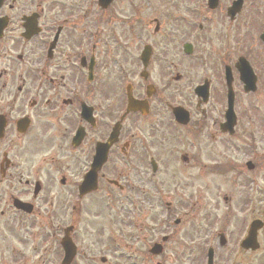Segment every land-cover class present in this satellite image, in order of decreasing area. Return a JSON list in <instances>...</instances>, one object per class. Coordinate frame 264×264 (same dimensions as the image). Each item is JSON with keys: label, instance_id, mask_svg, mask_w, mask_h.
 <instances>
[{"label": "flooded vegetation", "instance_id": "obj_1", "mask_svg": "<svg viewBox=\"0 0 264 264\" xmlns=\"http://www.w3.org/2000/svg\"><path fill=\"white\" fill-rule=\"evenodd\" d=\"M141 3L0 0V264H158L159 243L167 264L194 253L206 264L209 251L214 264L220 251L241 264L263 249L258 177L243 179L256 186L248 203L244 192L224 197V214L210 195L235 185L239 143L254 139L255 105L241 117L239 101L264 93V0H170L161 55L141 44L160 33L141 21ZM130 95L148 114L123 118ZM95 169L96 188L82 191ZM256 221L254 252L241 244Z\"/></svg>", "mask_w": 264, "mask_h": 264}, {"label": "rangeland", "instance_id": "obj_2", "mask_svg": "<svg viewBox=\"0 0 264 264\" xmlns=\"http://www.w3.org/2000/svg\"><path fill=\"white\" fill-rule=\"evenodd\" d=\"M141 1V0H140ZM144 8L141 6L142 10V18L143 24H145L146 28L149 31H153L155 29V26L157 25L156 20L160 23V33L158 36L154 39V37H151L149 34L144 33L142 37L141 44L144 46L148 42H153L157 44V48L159 51V55L165 53V50L167 53L170 54V46L162 43L164 33L166 31V22L168 21V17H170V0H142ZM129 13H127V16ZM151 44V43H150ZM246 104H249L252 109L249 110L250 115L254 118V120L250 119V122L255 125V135L254 139L246 142V141H240L239 143V151L237 154H235L236 161V171L239 172L238 174V181L235 183V185L229 186L228 184L223 185L218 190H214L211 193V198H214V201H219V209L218 212H221L222 214L225 213L227 205L225 204L224 197H231L233 195L234 200L239 199L238 196H240L241 192H244L246 197V201L248 203V199L250 197V194L253 193L251 191V188L254 187L256 189V186H252L251 182L244 184L243 179H247L248 176H257L259 180V187L263 188L262 193V199H263V193H264V122H261L257 118L264 119V93L260 92L256 95H251L247 97L242 92L240 93V101H239V112L240 116L244 117L245 113V107ZM167 116V115H166ZM246 121V120H245ZM246 123V122H245ZM256 123H260L262 126L257 129ZM142 125H138L136 128L139 130ZM170 134H176L175 132L172 133V129L170 128ZM175 143V142H174ZM181 147V146H179ZM201 149H205L204 146L200 147ZM255 153L257 157V161L260 162L259 165H261L260 168L256 169L255 171L252 170V173L249 171L247 166H245L246 162L250 160V154ZM228 157V156H227ZM235 171V172H236ZM225 180L227 181V176L224 175ZM230 184V183H229ZM235 188V190H234ZM237 191V193H236ZM221 193V195H220ZM256 193V192H255ZM260 193V194H261ZM235 204V203H234ZM220 214V213H219ZM160 218L163 215L160 210ZM264 242V239H263ZM167 251L163 253V260L159 259V261L166 263L167 260ZM195 255H190V260L187 264H201L200 260L203 258V253H194ZM229 255L227 258H224V256ZM231 256V252L225 253L223 251H220L218 253V264H231L234 261H231L234 257ZM135 257H139V255H136ZM230 258V259H229ZM242 259L241 264H264V247L259 252L254 253L252 255H246L244 257H240V260ZM238 260V259H237ZM239 261V260H238Z\"/></svg>", "mask_w": 264, "mask_h": 264}, {"label": "water", "instance_id": "obj_3", "mask_svg": "<svg viewBox=\"0 0 264 264\" xmlns=\"http://www.w3.org/2000/svg\"><path fill=\"white\" fill-rule=\"evenodd\" d=\"M105 0H101V2H104ZM147 55H148V53H147ZM147 55H146V57L144 58V59H146L147 58ZM244 77H246L245 75H244ZM246 80L247 81H249V78H246ZM245 80V81H246ZM246 81V83L248 84V86H249V84L251 83V80L249 81V82H247ZM246 91L248 92V89L246 88ZM130 110H136L137 108H136V104H134V103H130V108H129ZM176 115H177V117H178V121L179 122H182L183 124L184 123H187V120L185 121V122H183V120H185V116L184 115H182V114H180V113H177L176 112ZM89 182V179L86 181V184ZM252 239H253V236H252ZM252 242H253V240H251ZM154 253H156V254H159L160 253V249L157 247L154 251H153Z\"/></svg>", "mask_w": 264, "mask_h": 264}]
</instances>
